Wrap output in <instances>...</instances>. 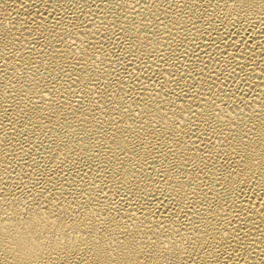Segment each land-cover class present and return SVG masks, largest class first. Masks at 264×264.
I'll return each instance as SVG.
<instances>
[{
  "label": "bare ground",
  "instance_id": "1",
  "mask_svg": "<svg viewBox=\"0 0 264 264\" xmlns=\"http://www.w3.org/2000/svg\"><path fill=\"white\" fill-rule=\"evenodd\" d=\"M0 264H264V0H0Z\"/></svg>",
  "mask_w": 264,
  "mask_h": 264
}]
</instances>
